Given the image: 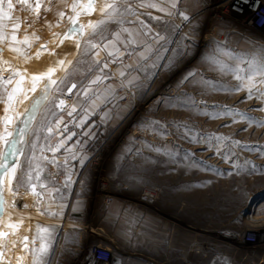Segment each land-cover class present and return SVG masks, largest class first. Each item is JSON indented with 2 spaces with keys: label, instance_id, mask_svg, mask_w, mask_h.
Listing matches in <instances>:
<instances>
[{
  "label": "rangeland",
  "instance_id": "374dc122",
  "mask_svg": "<svg viewBox=\"0 0 264 264\" xmlns=\"http://www.w3.org/2000/svg\"><path fill=\"white\" fill-rule=\"evenodd\" d=\"M50 1L39 0L37 14V0H11V9L9 0H2L11 18L0 20V133L4 115L17 103L25 107L40 101L28 126L19 129L25 132L27 151L48 139L53 116L70 112L82 89L90 92L78 106V125L62 132L72 146L69 150L63 142L62 149V183L70 184L71 196L61 206L64 223L57 232L62 243L53 245L59 256L54 264H85L96 246L111 250L107 264H264V238L254 239L264 233V77L255 75L249 90L224 70L226 64L239 63V75L250 74L248 60L253 54L264 56L259 51L264 29L245 24L234 13L223 14L227 0H94L95 11L82 12L77 25L106 21L94 33L85 27L83 35L77 30L67 38L70 21L66 31L38 34L59 0ZM108 4L118 9L111 21L100 11ZM182 12L190 19L182 20ZM134 27L142 38L139 47L129 31ZM123 28L129 29L124 51H105L104 62L95 63L101 42L122 36ZM25 36L28 43H23ZM77 41L81 49L74 55ZM69 48L65 69L51 79L56 83L43 76L31 91V77L44 74L50 61ZM96 72L99 84L86 85ZM74 78L78 87L67 95ZM17 81L21 91L5 113ZM88 103L98 111L86 119L80 110ZM18 134L13 132L10 142ZM10 142L5 147L0 142V152ZM144 190L156 196L149 198ZM25 200L28 205L23 208L20 200L23 207L14 216L6 204L0 220V228L10 231L0 250L10 247L15 264H31L21 243L39 222L28 202L33 199ZM249 231L252 240L246 237Z\"/></svg>",
  "mask_w": 264,
  "mask_h": 264
},
{
  "label": "crops",
  "instance_id": "0c3cea01",
  "mask_svg": "<svg viewBox=\"0 0 264 264\" xmlns=\"http://www.w3.org/2000/svg\"><path fill=\"white\" fill-rule=\"evenodd\" d=\"M70 0H59L58 3L55 5L53 12H51L43 21L42 24L38 26L37 31H39L38 34H42L45 32H49L55 29H59L61 31H66V27L69 24L70 20L68 17L71 15L70 11ZM63 12L65 15L63 18L59 16V13ZM125 28H123L122 36L119 35V39L115 41V44H110L111 41H114L115 36L112 38H107L104 41H102L99 45L100 51H94L99 53V55H96L97 59L94 60L95 63H103L104 62V55L103 53L106 52H122L124 51L125 38L124 31ZM129 30V29H128ZM41 31V33H40ZM132 34L134 35V44L136 46H140L142 38L140 34L137 33V29L134 27L132 28ZM105 45H108V47H105ZM81 49V45L79 46V51ZM137 59V58H136ZM55 68L54 64H51L47 66V70L49 68ZM45 71V73L47 72ZM100 72H103L100 71ZM54 73V72H53ZM52 73V74H53ZM96 75V76H95ZM94 76L86 78V85H93V84H99L100 80L97 81V78L100 74L98 72L95 73ZM102 75V73H101ZM81 78V77H79ZM102 78V76H101ZM100 78V79H101ZM45 82L49 81V76L44 75ZM75 84L76 90L79 84V81L77 78H74L71 80V82L68 83ZM68 87V86H67ZM84 88V87H83ZM73 91L71 93H73ZM67 94V95H71ZM90 93L88 92L87 88L82 89L80 92V95L75 98V102H71V110L70 112H66V114H58L57 116H53L49 120L48 130L51 129L49 132V137L46 141H36L29 149L26 151V146H24V139L22 141V148L18 157V160L16 162V176L12 180L11 188L12 191H9L8 186V201H9V194H11V205L8 203V207L11 210V215H17L16 212H20V206L19 201H24V207L27 204L25 197H29L33 199L32 201H28L32 204L34 208V212L36 213V218L38 217L39 222L33 223L31 227L28 230V240L22 241V251L23 253H28V260L31 262V264H45L46 261L51 262L52 264L56 263L59 256H57V249L56 251H52L53 245L61 244L62 238L61 233L58 234L57 230L63 229V223L61 224V212H62V203L63 200H66V202L69 200L71 193H70V184H64L62 183V149L65 143L66 147H70L68 142H64V138L62 137L63 130L65 131L68 126H71L72 124L78 125V106L82 107V101L85 98L86 95ZM87 100V99H86ZM73 101V99H71ZM80 101V102H79ZM81 103L80 104H78ZM87 106V107H86ZM85 109H81L80 112H83V116L87 118L94 115V112L97 113L98 109H94V107L91 104V107L89 106V103L86 104ZM93 107V108H92ZM101 115V111L99 112ZM68 117V118H67ZM83 123V120L81 121ZM25 137V136H24ZM14 139V138H13ZM12 139V143L10 142V147H13L16 149V146L18 143H15ZM19 141V140H17ZM64 142V143H63ZM72 147V146H71ZM69 148V150L71 149ZM0 149H1V143H0ZM7 150H2L1 152H8ZM15 152V150H14ZM13 152V153H14ZM12 155V154H10ZM10 155L8 157H10ZM7 157V158H8ZM29 176L31 177L30 183H29ZM30 184H35V194L31 190ZM3 190L0 186V216L2 215L3 211V203L2 199L4 200V193L2 194ZM2 195V196H1ZM65 198V199H63ZM73 204L70 202V211H72ZM16 206L19 207V209H16ZM30 206V205H29ZM13 212V213H12ZM3 216V215H2ZM42 216V217H41ZM44 216V217H43ZM66 222V221H65ZM41 229H47V232L40 231ZM8 232V230H6ZM61 232V231H60ZM58 235V236H57ZM41 237L43 239H41ZM25 243H27V248H25ZM45 244L47 246V252L43 254H39L38 250L41 246V244ZM18 246V245H17Z\"/></svg>",
  "mask_w": 264,
  "mask_h": 264
},
{
  "label": "snow or ice",
  "instance_id": "6c2138e0",
  "mask_svg": "<svg viewBox=\"0 0 264 264\" xmlns=\"http://www.w3.org/2000/svg\"><path fill=\"white\" fill-rule=\"evenodd\" d=\"M22 3L27 4L28 0H22ZM40 6L41 5L39 3V0H37V3L35 4V11L37 12V14H39ZM150 6H154V5H150ZM8 7L10 9L13 7V4L11 3V0H9V2H8ZM173 7H175V4L173 5ZM127 8L130 11V6H127ZM106 9H111V11L110 12L106 11ZM71 10H72L73 13H75V16H69L68 17V19L71 21L72 27H70L69 31L67 33H65V36L67 38H71V37L75 36L76 33H77V30H79L81 35H83L85 27H87L89 29H92L93 33H94L95 29L98 27L99 24L106 22V21H98L97 23L94 24V23H92L90 21L86 26L80 24L78 26V29H77L78 18L81 15V13L82 12L83 13H89V12L95 11L94 0H87V3H80L79 0H77V2H74L71 5ZM100 11L105 14V16L108 18L109 21L114 20L115 16L118 14V9H117V6L115 4H108V5H106V8H101ZM64 15L65 14L63 12L59 13V16L61 18H63ZM181 15L184 16L185 20H189L190 19L188 16H185L183 13H181ZM5 17H7L9 19L11 18L9 13H6V12L3 11L2 0H0V20H2ZM116 22L119 23L120 21H116ZM18 27H19V25H13L14 29L18 28ZM124 31L127 32L128 30L124 29ZM130 35H131V33H130ZM114 36H115L114 41L110 42V44H112V45H114L115 41L119 39V33L114 34ZM2 39H4V36H3V33L0 32V40H2ZM12 40L13 41H17V38H16L15 35L12 36ZM17 42L19 43L20 41H17ZM23 43H28V37L27 36L24 37ZM90 46L92 48L98 47L96 44H91ZM42 47H44V46H42ZM105 47H108V45H105ZM77 48H79V44H77ZM10 50L13 51V52L21 53V50L19 48H14L13 47V48H10ZM259 51L261 53H264V48H261ZM96 55H99V53H96ZM109 55H111V53H109ZM37 56H39V53H37ZM236 59H239V58H236ZM58 63L63 65L64 61L61 60ZM69 63H71V62H69ZM247 63H248V69L247 70H248V72L250 74L247 75L246 78L239 75V72H240L239 63H237L235 65L226 64L224 70L232 71L233 74L235 75V78L237 80H240L242 83H244L245 87H248L249 90H251V88H252V86L254 84L255 75H260L261 77H264V56H260L258 54H253L252 57L248 60ZM105 67H107V64H105ZM54 71H55V69L50 67L47 70V72L44 73V74H34L31 77V79H32L31 91L34 92L36 90L37 82L39 80H41L44 75L49 76V80H50L51 84H55L56 81L55 80H51V74ZM121 75H123V73H121ZM22 79H23V77H22ZM8 82L11 83L10 80ZM19 84H20V81H17V87L14 88L12 90V92H10L8 94L7 106L5 107V113H7L9 111V108L12 107V104H13L14 98L16 96V93L18 91H21V89L19 88ZM47 87H48V85L46 84L45 85V89H47ZM72 88H75V85H72ZM69 91H71V89H69ZM24 99H27V95L24 96ZM64 103L65 102L63 100L60 101V105H63ZM3 122H4V131H3V133H0V142L8 144L9 143L8 137L11 136L12 133L10 131H8L7 125L12 123V117H10L7 114H5L4 117H3ZM49 131H51V129H49ZM13 152H14V145H13L12 148H9L7 153L0 152V169H4V177H6L7 183L9 185V191H12L11 183H12V180L16 176V168L7 166L4 163V161H6L7 160V156L10 155V154H13ZM30 180H31V177L29 176V183H30ZM4 182H5V180L3 178H0V186H2ZM30 187H31V190L33 191V193L35 194L36 185L35 184H30ZM8 227L9 228H14L15 225L9 224ZM40 231L47 232L48 230L47 229H41ZM7 235H8V233H6V232H0V236H5L6 237ZM23 239H24V241H27L28 237L25 236V237H23ZM41 239H43V238L41 237ZM14 245H15V242H13V246ZM27 246H28L27 243H25V248H27ZM47 250H48L47 246L42 243L40 248H39V250H38V252H39V254H43V253H46ZM2 255H3V253L0 252V256H2Z\"/></svg>",
  "mask_w": 264,
  "mask_h": 264
},
{
  "label": "bare ground",
  "instance_id": "6f19581e",
  "mask_svg": "<svg viewBox=\"0 0 264 264\" xmlns=\"http://www.w3.org/2000/svg\"><path fill=\"white\" fill-rule=\"evenodd\" d=\"M244 1L245 0H227L226 2H225V4L222 6L223 8H222V13L223 14H227V13H234V14H237V13H235L234 11L232 12L231 11V8L232 9H234L235 7H242V8H244V10H246L247 9V7H246V5L244 4ZM262 1H264V0H262ZM220 4V3H219ZM232 6H234V7H232ZM218 8L219 7V5L218 6H214V8ZM220 8V7H219ZM218 11V10H217ZM185 16H188V14H186V13H184V12H182ZM221 15V14H220ZM189 17V16H188ZM180 18H182V20H185L184 19V16H182L181 15V13H180ZM60 44V43H59ZM75 45V44H74ZM43 50V49H42ZM43 51H47L46 49H44ZM43 55V54H42ZM60 55V54H59ZM71 55V48H69V49H67V51H65L64 53H63V55H62V57H60L59 59H56L55 61L54 60H51L50 61V63H49V65H51V64H54L55 65V71H54V73L53 74H51V79H53V78H55L56 76H58L59 74L58 73H62L63 72V70L65 69V67H66V65H67V59H68V57ZM70 58V57H69ZM61 60H63L64 61V64L63 65H61V64H59L58 62L59 61H61ZM42 71V70H41ZM58 74V75H57ZM42 80H43V78H42ZM44 82V81H43ZM49 82V81H48ZM46 85V84H45ZM44 88V87H43ZM45 89H42V90H40L39 92H38V94H37V96H35V98L36 97H38V95L40 96H42V94H43V91H44ZM46 92V91H45ZM44 92V93H45ZM34 95V94H33ZM43 99L44 98H42V101H43ZM33 101L35 100V99H32ZM31 100V101H32ZM41 101V102H42ZM32 103V102H31ZM30 102H28V104L25 106V107H23V106H21L20 104H16L15 106H14V112L12 111L11 112V116H12V125H11V127H7L8 128V131L10 130V129H13L12 131H10L11 133H13V132H15V131H18V132H20V135H19V137H18V140L19 141H17V139H16V143H18L17 144V146H16V149H14L15 150V152L12 154V155H10V157H8L7 158V160L6 161H4V163L7 165V166H9V167H14L15 168V166H16V162H17V160H18V157H19V154H20V151H21V148H22V141H23V137H24V131L23 132H21L19 129L20 128H22L21 126H23L24 124H25V126H23L24 127V129H25V127H27L28 126V124H29V121L31 120V118H32V116L34 115V112H35V110H36V108H37V105L40 103V101H39V103H36L35 105H32ZM31 104V105H30ZM21 106L20 108H18V106ZM30 106V107H29ZM27 110V111H26ZM15 111H16V114H15ZM18 125V126H17ZM17 133V132H16ZM16 133H14V134H16ZM17 135V134H16ZM15 135V136H16ZM12 136V135H11ZM14 136V137H15ZM13 137V138H14ZM12 138V139H13ZM14 140V139H13ZM8 141L10 142V137H8ZM13 142V141H12ZM11 142V143H12ZM14 143H15V140H14ZM15 143V144H16ZM9 144V143H8ZM8 144H5L4 143V146L3 147H5V146H8ZM13 144V143H12ZM10 148H12V147H10ZM8 149V148H7ZM9 150V149H8ZM0 178H3L4 180H5V182L3 183V185L1 186V188H2V190H3V192H2V194L4 193V200L2 199V201H4V203L2 204L3 205V211H2V215H4L5 214V212H6V210H7V207H6V204H7V202H8V199H7V193H6V187H7V180H6V177H4V169H2V171L0 172ZM143 193H144V195H146L147 197H149V198H154L155 196H156V194L155 193H153V192H150L149 190L148 191H146V190H144L143 191ZM2 196V195H1ZM1 200V199H0ZM21 209V208H20ZM9 211V210H8ZM7 211V212H8ZM9 213V212H8ZM13 213V212H12ZM0 216V220L1 219H4V218H2L3 216ZM1 229V228H0ZM2 230V229H1ZM4 232L6 231V229L5 230H3ZM12 231V230H11ZM8 232L10 233V231L8 230ZM10 235V234H9ZM9 235H8V237H9ZM7 237V238H8ZM11 237V236H10ZM5 238V237H4ZM249 239H252V237H248ZM10 239V238H9ZM3 236H2V238L0 239V245L3 243ZM259 240V242H261V239H258ZM10 244V243H9ZM10 247H4L3 246V248L1 249V252L3 253V255H2V257H1V261H0V264H6V260L10 263V264H15V261H12L11 260V254H12V252L10 251V249H9ZM15 250H17V248L15 249ZM14 250V251H15ZM13 251V252H14ZM5 252V253H4ZM16 253V252H15ZM14 255V254H13ZM15 258H16V256H14Z\"/></svg>",
  "mask_w": 264,
  "mask_h": 264
},
{
  "label": "built area",
  "instance_id": "2783aa9c",
  "mask_svg": "<svg viewBox=\"0 0 264 264\" xmlns=\"http://www.w3.org/2000/svg\"><path fill=\"white\" fill-rule=\"evenodd\" d=\"M54 0H51L49 3L52 4ZM244 4L247 9L244 10L242 7L231 8V11L237 13L243 18L245 24L253 26L255 29H264V1L262 0H245ZM234 7V6H232ZM250 231L246 233V237H248ZM263 239L264 233L262 232L260 235H255L254 239ZM253 239V238H252ZM251 239V240H252ZM111 258V250L108 247L96 246L90 252V258L87 260L85 264H107L109 259Z\"/></svg>",
  "mask_w": 264,
  "mask_h": 264
},
{
  "label": "water",
  "instance_id": "95a60500",
  "mask_svg": "<svg viewBox=\"0 0 264 264\" xmlns=\"http://www.w3.org/2000/svg\"><path fill=\"white\" fill-rule=\"evenodd\" d=\"M77 44H79V46H80V43H79V41H77V42H75V45H74V55L76 54V52L79 50V48H77ZM72 85H75L74 83H70L69 85H68V87L66 88V90H65V92L67 93V94H70L72 91H73V89L74 88H72ZM69 89H71V91H69ZM8 116H10V117H12L11 116V114H8ZM11 125H12V123H10V124H8L7 125V127H11ZM2 171V169H0V172ZM1 232H4L3 230H1ZM0 252H1V250H0ZM1 257L2 256H0V259H1ZM6 264H10L7 260H6Z\"/></svg>",
  "mask_w": 264,
  "mask_h": 264
}]
</instances>
